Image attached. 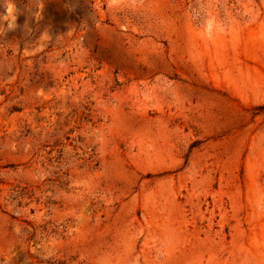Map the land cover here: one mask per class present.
Wrapping results in <instances>:
<instances>
[{
	"label": "rangeland",
	"instance_id": "374dc122",
	"mask_svg": "<svg viewBox=\"0 0 264 264\" xmlns=\"http://www.w3.org/2000/svg\"><path fill=\"white\" fill-rule=\"evenodd\" d=\"M0 264H264V0H0Z\"/></svg>",
	"mask_w": 264,
	"mask_h": 264
}]
</instances>
